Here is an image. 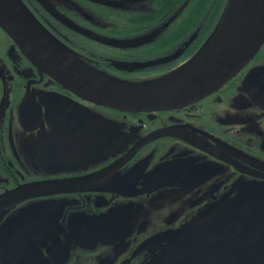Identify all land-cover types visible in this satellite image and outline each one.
I'll return each instance as SVG.
<instances>
[{
	"label": "flooded vegetation",
	"instance_id": "af4514ba",
	"mask_svg": "<svg viewBox=\"0 0 264 264\" xmlns=\"http://www.w3.org/2000/svg\"><path fill=\"white\" fill-rule=\"evenodd\" d=\"M22 1L86 66L135 84L184 67L231 2ZM229 223L264 264V41L202 98L120 110L58 82L0 26V264L194 260L185 234Z\"/></svg>",
	"mask_w": 264,
	"mask_h": 264
},
{
	"label": "water",
	"instance_id": "95a60500",
	"mask_svg": "<svg viewBox=\"0 0 264 264\" xmlns=\"http://www.w3.org/2000/svg\"><path fill=\"white\" fill-rule=\"evenodd\" d=\"M0 26L33 63L85 99L120 110L175 108L217 89L257 51L264 41V0H231L206 47L177 72L147 84L114 79L86 66L22 0H0ZM185 236L196 239L191 243L198 248L196 264H261L259 243L242 226L206 225ZM182 252L166 251L154 264L194 261L179 255Z\"/></svg>",
	"mask_w": 264,
	"mask_h": 264
},
{
	"label": "rangeland",
	"instance_id": "374dc122",
	"mask_svg": "<svg viewBox=\"0 0 264 264\" xmlns=\"http://www.w3.org/2000/svg\"><path fill=\"white\" fill-rule=\"evenodd\" d=\"M51 2H53V1H51Z\"/></svg>",
	"mask_w": 264,
	"mask_h": 264
}]
</instances>
